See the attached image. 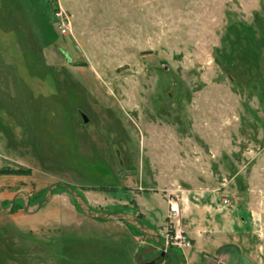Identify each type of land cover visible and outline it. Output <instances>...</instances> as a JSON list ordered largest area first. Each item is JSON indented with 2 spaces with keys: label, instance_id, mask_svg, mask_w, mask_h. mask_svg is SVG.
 <instances>
[{
  "label": "rangeland",
  "instance_id": "obj_1",
  "mask_svg": "<svg viewBox=\"0 0 264 264\" xmlns=\"http://www.w3.org/2000/svg\"><path fill=\"white\" fill-rule=\"evenodd\" d=\"M52 185L163 249L55 189L0 211V264H264V0H0V202Z\"/></svg>",
  "mask_w": 264,
  "mask_h": 264
},
{
  "label": "water",
  "instance_id": "obj_2",
  "mask_svg": "<svg viewBox=\"0 0 264 264\" xmlns=\"http://www.w3.org/2000/svg\"><path fill=\"white\" fill-rule=\"evenodd\" d=\"M55 189H64L65 191H67L73 197L75 203L77 204L81 212L88 219H91L94 221L123 223L127 226L135 228L143 236L152 238L161 247V249H163L160 243V236L157 235L153 230L149 229L147 226L139 222L135 217L128 215V214H123V213H113V214L94 213L93 211H91L86 201L76 191H74L73 189L65 185L50 186L45 194L44 200L40 204L34 207L30 206L29 195L26 192H19L13 197L9 207L5 208L3 204L0 202V211L1 213L6 214V215L10 214L13 211L15 202L19 200L24 204L25 213L27 215H34L38 213L43 206H45L51 201L52 191ZM168 254L174 257L176 261L178 262V264H183L179 258L175 257V255L171 253H168ZM166 255L167 253L164 250H162V253L159 255V257L149 264H162L166 259Z\"/></svg>",
  "mask_w": 264,
  "mask_h": 264
},
{
  "label": "built area",
  "instance_id": "obj_3",
  "mask_svg": "<svg viewBox=\"0 0 264 264\" xmlns=\"http://www.w3.org/2000/svg\"><path fill=\"white\" fill-rule=\"evenodd\" d=\"M166 199V221L161 234L165 248L172 247L183 252L187 251L192 245L183 225L182 201L174 192H168Z\"/></svg>",
  "mask_w": 264,
  "mask_h": 264
},
{
  "label": "crops",
  "instance_id": "obj_4",
  "mask_svg": "<svg viewBox=\"0 0 264 264\" xmlns=\"http://www.w3.org/2000/svg\"><path fill=\"white\" fill-rule=\"evenodd\" d=\"M154 196H156V194H153ZM135 197L136 196H138V197H141V193L139 194V193H135V195H134ZM145 199V198H144ZM137 202V201H136ZM160 205V204H159ZM137 206L139 207V211H140V215L143 213L141 210H140V205H138V203H137ZM137 207V208H138ZM142 208V207H141ZM167 208V207H166ZM143 209V208H142ZM162 214L159 216V218L157 219V220H154V219H152V218H150L147 214V216L150 218V221L147 219V221L149 222V224L150 225H158V226H161L163 223H164V221H166V219H165V211H162L161 212ZM166 213H167V209H166ZM145 213H143L142 215H144ZM143 218H144V216H142ZM143 220H145V219H143ZM139 221V220H138ZM117 228H120V227H117ZM225 258H227V261L229 262V264H232L231 262H237L236 264H240L241 262H243V263H245L244 262V260L241 258V257H239V255L238 254H235V253H233V252H229V253H227V255L225 256ZM235 259V260H234Z\"/></svg>",
  "mask_w": 264,
  "mask_h": 264
},
{
  "label": "trees",
  "instance_id": "obj_5",
  "mask_svg": "<svg viewBox=\"0 0 264 264\" xmlns=\"http://www.w3.org/2000/svg\"><path fill=\"white\" fill-rule=\"evenodd\" d=\"M17 170H20V171H22L23 173H24V175L25 176H30V174H31V172H30V170L29 169H25V168H18ZM94 191H96V192H105V193H111V192H113V191H109V189H103V188H97V189H95ZM217 252H219V251H217Z\"/></svg>",
  "mask_w": 264,
  "mask_h": 264
}]
</instances>
